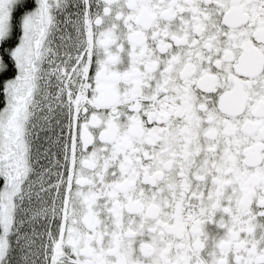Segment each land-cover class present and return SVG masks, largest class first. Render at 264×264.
<instances>
[{
    "label": "snow or ice",
    "instance_id": "snow-or-ice-1",
    "mask_svg": "<svg viewBox=\"0 0 264 264\" xmlns=\"http://www.w3.org/2000/svg\"><path fill=\"white\" fill-rule=\"evenodd\" d=\"M0 264H264V0H0Z\"/></svg>",
    "mask_w": 264,
    "mask_h": 264
}]
</instances>
